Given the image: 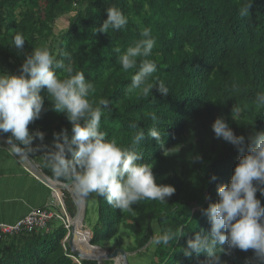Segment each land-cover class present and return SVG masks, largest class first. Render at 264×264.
I'll list each match as a JSON object with an SVG mask.
<instances>
[{
  "label": "trees",
  "instance_id": "16d2710c",
  "mask_svg": "<svg viewBox=\"0 0 264 264\" xmlns=\"http://www.w3.org/2000/svg\"><path fill=\"white\" fill-rule=\"evenodd\" d=\"M245 2L0 0V70L16 73V66L35 47H51L50 52L63 65L54 68L60 79L69 78V67L71 75L82 71L86 82L93 85L88 97L93 106L101 98L106 100L101 105V130L107 133L106 139L115 138L118 145L140 151L138 163L152 165L156 183L175 187L165 203L142 199L131 206L132 212L113 208L95 194L97 219L92 238L87 235L90 244L113 240L120 244L123 235H131L134 250L155 249L150 264H204L207 260L203 253L186 257L182 249L196 234L205 236L210 231L204 210L218 199L217 186L230 180L239 155L231 144L215 137L211 125L222 116L245 137L264 130V0H253L249 15L241 17ZM110 6L119 8L128 24L121 30L99 32ZM65 15H70L67 27L56 33L57 20ZM144 27L151 29L156 40L148 59L157 64V71L145 82L163 81L169 89L166 95L157 86L149 96L139 90L128 92L139 58L136 68L125 71L119 56L141 39ZM17 33L25 38L21 50L12 45ZM117 48L121 51H115ZM41 95L44 106L29 130L43 132L44 137L34 139L25 151L54 179L46 157L55 151L58 137L54 134L66 129L71 136L72 126L66 114L52 110L46 89ZM150 128L161 131L163 148L149 135ZM141 130L144 137L136 145L133 137ZM164 149L174 153L165 156ZM59 223L51 224L49 231L0 235V264H79L69 255V248V252L64 250L62 240L68 229ZM170 231L182 234L167 245L152 244L155 236ZM249 255L236 250L221 259L244 264ZM80 264L98 263L81 259Z\"/></svg>",
  "mask_w": 264,
  "mask_h": 264
},
{
  "label": "clouds",
  "instance_id": "9594fccd",
  "mask_svg": "<svg viewBox=\"0 0 264 264\" xmlns=\"http://www.w3.org/2000/svg\"><path fill=\"white\" fill-rule=\"evenodd\" d=\"M252 5L253 0H246L240 7V16L249 15ZM105 11L106 19L99 32L121 30L128 24L127 16L119 8L110 6ZM140 36L134 46H129L119 56L125 71L136 68L139 58V69L131 76L128 92L139 90L149 96L151 89L157 86V90L166 95L169 89L163 81L145 82L157 71V64L148 59L156 40L148 27L140 31ZM24 44V36L15 34L12 45L21 50ZM61 67L63 65L45 46L35 47L18 73L0 70V135L6 136L11 152L27 159L25 149L37 137L43 140V132L31 133L29 125L40 117L44 106L41 90L46 89L52 110L66 114L72 126L71 136L66 129L54 134L58 137L55 151L48 153L46 160L50 163L46 166L56 181L67 185L75 203H84L93 193L122 212H132L131 206L142 199L165 203L175 193V187L156 183L152 165L138 163L142 160L140 151L118 145L115 138L106 139L107 133L101 130V105L106 100L101 98L94 107L88 99L93 85L86 82L84 73L77 71L71 75L69 67V78L60 79L54 68ZM152 119H156L155 114ZM211 127L215 137L231 144L239 155L230 180L217 186L218 199L204 210L210 231L205 236L198 233L189 239L182 249L183 254L190 258L203 253L207 256L204 264H227L221 255L231 256L239 250L251 253L245 257L244 264H264V203L261 199L264 198V130L245 137L237 134L222 116H217ZM148 132L163 148L165 138L161 131L150 128ZM143 137L144 132L138 131L133 143L139 145ZM172 153L168 149L163 152L165 156ZM215 178L213 174L212 179ZM181 234L170 231L155 236L152 244L167 245Z\"/></svg>",
  "mask_w": 264,
  "mask_h": 264
},
{
  "label": "crops",
  "instance_id": "0c3cea01",
  "mask_svg": "<svg viewBox=\"0 0 264 264\" xmlns=\"http://www.w3.org/2000/svg\"><path fill=\"white\" fill-rule=\"evenodd\" d=\"M52 195V188L34 176L9 146L0 142V222H16L31 208L51 202Z\"/></svg>",
  "mask_w": 264,
  "mask_h": 264
},
{
  "label": "rangeland",
  "instance_id": "374dc122",
  "mask_svg": "<svg viewBox=\"0 0 264 264\" xmlns=\"http://www.w3.org/2000/svg\"><path fill=\"white\" fill-rule=\"evenodd\" d=\"M69 18H70V15H65L57 20L56 27H55L56 33H59L60 31H62L63 29L67 27ZM49 50H52L51 47L49 48ZM19 71H20V66L18 65L16 66V73H18ZM61 191H62V198L64 200L66 211L69 217H75L77 214V210H78L76 203L73 201V198L70 192L68 191V189L61 190ZM87 201L88 200H86L87 208L85 211L84 222H83L84 233L81 232L82 236L80 237V240L78 241L79 249L85 253L99 254L97 250H104V251L112 252L116 248H121L127 252L129 264H150L153 258V248L147 247L141 250H134L133 247H134L135 241H134V237L131 235H123L122 241H120V244H119V241L113 240V241H109L106 243L104 242L102 244L95 245V246H93V244L91 245L90 244L91 242H88L87 235L91 236L92 238L91 229L97 219V202H96L95 194L91 195L89 204ZM197 208L198 207L195 205L194 209H197ZM51 224L53 227L60 225L59 221H54ZM154 230L155 232L158 231V226L156 222H154ZM70 231H71V227L69 226L68 232ZM86 260L97 261L98 264H123V261L121 259L102 260V261L93 260V259H86ZM227 264H235V263L234 261H229Z\"/></svg>",
  "mask_w": 264,
  "mask_h": 264
},
{
  "label": "built area",
  "instance_id": "2783aa9c",
  "mask_svg": "<svg viewBox=\"0 0 264 264\" xmlns=\"http://www.w3.org/2000/svg\"><path fill=\"white\" fill-rule=\"evenodd\" d=\"M52 200L44 207L31 208L22 218L14 223L0 222V235L16 234L19 232L33 233L36 231H49L51 223L54 220H59L69 230L70 222L69 215L66 211L64 200H60L52 195ZM70 232L62 240V245L66 252H69L68 244ZM69 248V249H68ZM69 254L76 263H81V258L74 255L70 249Z\"/></svg>",
  "mask_w": 264,
  "mask_h": 264
},
{
  "label": "water",
  "instance_id": "95a60500",
  "mask_svg": "<svg viewBox=\"0 0 264 264\" xmlns=\"http://www.w3.org/2000/svg\"><path fill=\"white\" fill-rule=\"evenodd\" d=\"M0 141L5 143L7 146L10 147V145L6 142V136L4 135H0ZM15 143V142H14ZM23 161L26 163V167L27 169L34 175L36 176L38 179H40L41 181H43L44 183H46L50 188L56 189L59 188L60 190H66L67 185L65 183H61L58 182L56 180L55 184H52V178L50 176H48L47 174H45L41 168L39 167L38 164H36L29 156L27 157V159H23ZM78 210H77V214L75 217H81L82 220H84V216H85V211H86V201L82 204H77ZM68 244L69 247L72 251V253L78 257H80L81 259H93V260H98V261H102V260H114L115 257L121 255L123 257V264H129L128 261V256H127V252L121 248H116L114 251L109 252V251H104V253H101L100 255H90V254H86L85 252H81L75 245L74 243V230L73 227L71 228L70 231V236H69V240H68ZM92 245V244H91ZM95 246V245H93ZM98 247V246H97Z\"/></svg>",
  "mask_w": 264,
  "mask_h": 264
},
{
  "label": "bare ground",
  "instance_id": "6f19581e",
  "mask_svg": "<svg viewBox=\"0 0 264 264\" xmlns=\"http://www.w3.org/2000/svg\"><path fill=\"white\" fill-rule=\"evenodd\" d=\"M52 184H55L54 179L52 180ZM61 190L59 188L53 189V194L55 196H57V198H59L60 200H62V196L60 194ZM69 222H70V227H73L74 230V243L76 245V247L79 249L78 247V241L80 240L81 232L83 230L84 227V220H82L81 217H69ZM80 250V249H79ZM81 251V250H80ZM99 252V254H90V255H100L101 253H104V250H97ZM83 252V251H81ZM89 254V253H86ZM114 259H121L123 261V257L121 255L115 257Z\"/></svg>",
  "mask_w": 264,
  "mask_h": 264
}]
</instances>
